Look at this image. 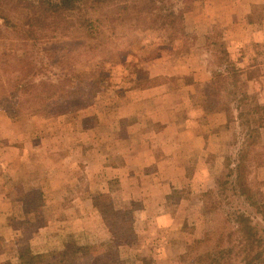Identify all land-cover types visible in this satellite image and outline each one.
<instances>
[{"label":"rangeland","instance_id":"1","mask_svg":"<svg viewBox=\"0 0 264 264\" xmlns=\"http://www.w3.org/2000/svg\"><path fill=\"white\" fill-rule=\"evenodd\" d=\"M150 11L148 0H120L84 14L87 20L82 12L69 16L50 34L77 60L70 68V58L62 59L65 75L46 68L39 78L46 80L44 88L47 81L61 85L70 78L77 84L83 71L94 72L102 81L92 105L16 118L0 110V264H15L13 243L20 247L26 239L47 253L59 254L67 245L65 260L73 264H93L95 258L193 264L197 254L208 252L218 264H248L262 252L251 264H264V41L249 48L255 57L244 64L227 57L231 43L242 54L250 41H261L264 0H201L183 8L181 23L154 20ZM86 51L87 57L79 56ZM205 64L212 69L209 83ZM257 77L259 83H249ZM139 88H153L154 98L145 99ZM241 92L249 96L246 103L239 101ZM133 120L138 133L152 138L135 140L136 129L128 130ZM246 120L257 131L240 125ZM123 165L139 201L123 204L115 194L119 179L111 173L125 176L116 169ZM238 166L250 203L234 182ZM153 171L167 195L160 208L172 223L163 236L150 231V238L164 241L147 256L136 246L147 222L135 215L148 206L153 183L145 177ZM142 181L144 188L137 186ZM79 214L88 218L82 224L75 219ZM238 215L257 232L252 252Z\"/></svg>","mask_w":264,"mask_h":264},{"label":"trees","instance_id":"2","mask_svg":"<svg viewBox=\"0 0 264 264\" xmlns=\"http://www.w3.org/2000/svg\"><path fill=\"white\" fill-rule=\"evenodd\" d=\"M198 1L201 0H148V5L151 6L150 12L155 17L154 20L165 16L169 20L172 18L170 20L172 22L181 23L183 8H189ZM118 3L120 0H0V21L3 22L2 25L0 23V110L7 117L16 118L25 112L42 115L41 113L49 114L54 110L58 113L57 115H63L68 109V113H72L84 106L92 105L95 102V92H99L102 81L100 76H94V72H91L89 76L83 71L77 84L70 78L64 79L61 85L47 81L46 83L50 86L48 89L44 88L46 80L39 78L45 74V71L47 72L46 68L49 70L50 67H55L64 73L65 71L62 70L65 68L62 69L60 66L62 59L70 58V68L77 60L67 51L65 45L59 47V41L50 34L57 33L59 23L69 16L82 12L81 18H85L84 14ZM13 14L17 15V18ZM88 22L90 23V20ZM41 31L49 32L50 36L40 37ZM91 49H93L92 46H90ZM28 50L30 54L27 53ZM88 55L89 51H86L79 56L87 57ZM64 83L65 89L62 87ZM229 85L236 88L235 83ZM240 94L239 101L246 103L249 96L243 92ZM78 103L82 105L79 106ZM66 105L69 106L65 107ZM238 117H241L240 113ZM249 123L250 121L246 120L240 125L245 126L248 132L257 131L250 129ZM242 172L238 166L234 182L240 195L250 203L252 197L242 182ZM236 223L249 252H252L255 243H258L255 240L257 232L248 219L241 215H238ZM25 243L20 247H16L13 243L11 252L15 258V264H73L74 262V259L70 260L71 258L65 260L69 254L67 245H63L64 249L59 254H54L40 250L39 247L34 248L35 246H31L28 239ZM224 253L229 254L230 250ZM261 258L262 252L254 253L248 264L259 261ZM98 259L95 258L96 261L94 260L93 264H108ZM2 264L13 263L6 261ZM112 264H125V262L117 260ZM193 264L218 263L213 253L208 252L197 254Z\"/></svg>","mask_w":264,"mask_h":264},{"label":"crops","instance_id":"3","mask_svg":"<svg viewBox=\"0 0 264 264\" xmlns=\"http://www.w3.org/2000/svg\"><path fill=\"white\" fill-rule=\"evenodd\" d=\"M249 25H252V24H249ZM185 26L187 27V23H185ZM262 26L264 27V23H263ZM249 27H251V26H249ZM199 29H201V31H203L202 26H200V24H199ZM260 36H261L260 37L261 41H255V42L254 41L253 42L250 41V43L246 44L243 47L246 50V52L244 50H242V54L239 53V50H241V48H239L237 44H234V43L232 44L231 43L230 48L227 50V53L229 54V55H227V57H230L229 59L232 60V62H234V63H236V61H237L238 64H244V62L247 60L249 54L254 53L253 50L257 46V44L262 43L264 41V29H262V32H261ZM249 48H251L253 50H251ZM237 51H238L239 54L236 55L235 52H237ZM189 55L190 54H188L187 56H189ZM234 56H237V57H234ZM253 57H255L254 54L252 56H249V58H251V59ZM200 63H202V62L195 63V64H193V66H199ZM202 67H203V65H202ZM203 68H204V69H202L203 70V74L205 75V78L208 77V79H206V81H208V83H209V76L208 75H210V72L212 71V69L210 71H208L207 70V64H205V67H203ZM217 68H219V67H217ZM217 71L220 72L219 70H217ZM211 75H212V78H213L212 72H211ZM258 78L259 77L254 78V79H251V78L248 79L249 83H251L252 85L256 84V83H259ZM259 87H260V84H259ZM139 89H140L139 90L140 93L143 96H145V99L152 100L154 98L155 93L153 91V88H148L146 90L143 89V88H139ZM187 89H188V86H183V90H187ZM155 114L157 116L156 117V121L160 122L159 119H158V113L155 112ZM160 114H162V113H160ZM171 115H173V112H172ZM170 122L171 121H166L165 124L166 123H170ZM133 124L135 126H133L131 128H128V130H134V129L138 128V125H139L138 121L133 120ZM137 130L138 129L135 130V136H134L135 140H140L143 143L144 139H147L148 136H151V138H152V135H146L145 133H142V132L138 133ZM156 136L158 137L159 135L156 134ZM87 141L90 142L89 139H87ZM137 144L138 143L136 141V145ZM149 149H153V145H151L149 148H147V151ZM139 154H140V152H139ZM124 167L125 166L123 165V166L118 167L116 169L121 170L119 172H123L122 170L126 171V169H123ZM102 170H103V168L101 167L100 171H102ZM127 170H129V169H127ZM117 172H118V170H117ZM102 173L105 174V172H103V171H102ZM130 173H131V171H128L127 174H125V176L121 175V173H111L114 178H118L119 179V189L115 192V194H120L119 195L120 196L119 199H120L121 203L126 202V201H128V203H133L134 201H139L138 198H139L140 195H134V191L132 190V183L130 181V179H131V174ZM111 174L108 173V176L111 175ZM116 174H119V176L116 175ZM156 176H158L157 172L153 171L150 174V176H146L145 177V181L151 180L152 183H153L151 185V187H149L151 189V191H149V193H147V199H146L147 202H146V204L148 206H145V204H144V206L141 209V211H138L137 214L135 215V216H137V218L139 216L145 218L146 222H147L146 227H144V229H146V231L144 233L145 236L141 240H136L137 241L136 246H138V244H140V246L137 247V248H141L140 252L146 254L147 256L155 255L156 252H157L158 246L162 245L161 243H163V241H164V240H162L163 239L162 237H160V239L159 238L156 239V237L150 238V236L148 235V234H150V231L151 230L153 231L154 236H155V232H162L163 231L161 233V235L163 236L164 233H167V230L170 229L169 227H170V225L172 223L171 216H169L167 212L162 211L161 208H160V206L165 203V197L167 195L165 196V194L163 195V193L161 192V189H163V188L161 186V183L158 185V181H157ZM110 177L111 176H109V178ZM181 183H183V181H181L180 183L179 182H173V183H171V185H169V187L172 188V187H175V186H177L178 184H181ZM137 186H143V188H144V186H147V183L144 184V181H142L141 183L140 182L137 183ZM142 191H146V187ZM149 195H150V199H149ZM125 199H126V201H125ZM141 200H142V198H141ZM149 203H151V205H152L151 207L149 206ZM93 215L96 216V214L94 212H93ZM75 219H76L77 223L82 224L83 221L85 222V220L88 219V218L86 216H81V214H79V215L75 216ZM154 228H156V229H154ZM140 231H144V230L140 229ZM75 232L76 231H74L72 233L74 234ZM99 235H100V233H99ZM95 237H98V234H95ZM159 251H161V250L159 249ZM159 259L161 260V258H159Z\"/></svg>","mask_w":264,"mask_h":264}]
</instances>
